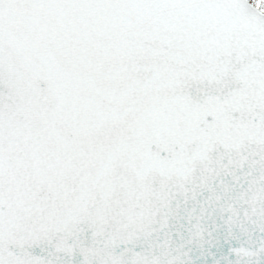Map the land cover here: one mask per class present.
<instances>
[{
    "label": "snow or ice",
    "instance_id": "obj_1",
    "mask_svg": "<svg viewBox=\"0 0 264 264\" xmlns=\"http://www.w3.org/2000/svg\"><path fill=\"white\" fill-rule=\"evenodd\" d=\"M0 264H264V0H0Z\"/></svg>",
    "mask_w": 264,
    "mask_h": 264
}]
</instances>
